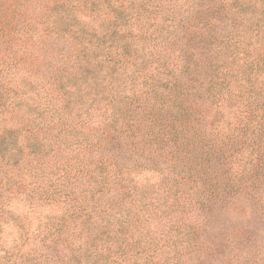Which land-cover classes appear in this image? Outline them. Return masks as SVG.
<instances>
[{
  "label": "trees",
  "instance_id": "16d2710c",
  "mask_svg": "<svg viewBox=\"0 0 264 264\" xmlns=\"http://www.w3.org/2000/svg\"><path fill=\"white\" fill-rule=\"evenodd\" d=\"M0 264H264V0H0Z\"/></svg>",
  "mask_w": 264,
  "mask_h": 264
}]
</instances>
